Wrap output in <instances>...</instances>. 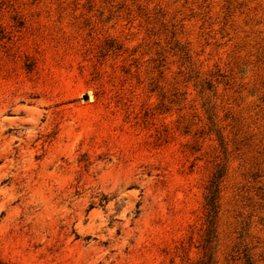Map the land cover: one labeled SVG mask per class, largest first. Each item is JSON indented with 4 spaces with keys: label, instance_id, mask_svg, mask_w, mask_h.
<instances>
[{
    "label": "rangeland",
    "instance_id": "obj_1",
    "mask_svg": "<svg viewBox=\"0 0 264 264\" xmlns=\"http://www.w3.org/2000/svg\"><path fill=\"white\" fill-rule=\"evenodd\" d=\"M0 262L264 264V0H0Z\"/></svg>",
    "mask_w": 264,
    "mask_h": 264
},
{
    "label": "trees",
    "instance_id": "obj_2",
    "mask_svg": "<svg viewBox=\"0 0 264 264\" xmlns=\"http://www.w3.org/2000/svg\"><path fill=\"white\" fill-rule=\"evenodd\" d=\"M215 181H216V179L212 178L210 180L209 185H208V194H207L208 200L205 202L207 221L211 220V217H212L213 211H214V206H215V204H214V188H212L211 186H214L216 184ZM0 264H5V263L0 262Z\"/></svg>",
    "mask_w": 264,
    "mask_h": 264
},
{
    "label": "water",
    "instance_id": "obj_3",
    "mask_svg": "<svg viewBox=\"0 0 264 264\" xmlns=\"http://www.w3.org/2000/svg\"><path fill=\"white\" fill-rule=\"evenodd\" d=\"M85 98H87L88 97V95L87 94H85V96H84Z\"/></svg>",
    "mask_w": 264,
    "mask_h": 264
}]
</instances>
